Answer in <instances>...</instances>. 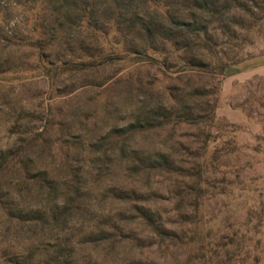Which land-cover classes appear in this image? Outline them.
<instances>
[{"label": "rangeland", "instance_id": "374dc122", "mask_svg": "<svg viewBox=\"0 0 264 264\" xmlns=\"http://www.w3.org/2000/svg\"><path fill=\"white\" fill-rule=\"evenodd\" d=\"M39 2L0 0V156L15 159L3 172L0 196L27 211L65 204L72 210L54 230L18 229L0 210V264H48L57 245L73 247L70 264H264V76L247 74L264 67V0L230 2L204 47L188 56L170 46L147 49L137 30L172 15L199 17L191 0H131L135 33L124 37L110 25L96 38L75 33L67 45L34 28L37 12L29 9ZM88 57L91 68L74 69ZM187 57L209 67H188ZM195 89L206 96L189 103L206 115L205 103L213 105L214 119L172 123L127 143L128 153H162L187 175L140 172L125 155L97 147L139 108L174 106ZM25 166L61 186L78 174L82 193L77 200L62 189L41 197L20 177ZM122 192L141 199L124 200ZM141 209L164 232L194 243L162 241ZM102 230L110 243H85Z\"/></svg>", "mask_w": 264, "mask_h": 264}, {"label": "trees", "instance_id": "16d2710c", "mask_svg": "<svg viewBox=\"0 0 264 264\" xmlns=\"http://www.w3.org/2000/svg\"><path fill=\"white\" fill-rule=\"evenodd\" d=\"M39 5L35 8H30L29 11L36 10L37 16L35 19L34 28L42 35H52L56 33L59 39L64 41V45L69 44L71 35L75 33L85 32L97 37V34H102L103 31L110 25L116 27L117 31L127 37L128 33L132 35L137 26V15L131 12V0H39ZM191 0L192 9L198 13L199 17L191 20H184L174 15L166 19V23L148 22L141 23V29L137 30L141 33L142 44L147 49L154 50L160 46H170L176 53L187 54V56L194 49H201L204 47L205 37L208 35L209 27L212 24L220 25L222 18L229 10L230 2L235 0ZM167 7V5H165ZM172 6V3L169 4ZM129 17H128V16ZM209 18V22L199 20L202 17ZM106 17V20L104 18ZM128 17V18H127ZM48 20V31H45L43 22ZM199 20V21H198ZM41 50V49H40ZM39 50V51H40ZM88 50V48H87ZM42 51H44L42 49ZM157 51V50H155ZM88 57L87 62H77L73 64L75 70H85L83 67L91 68L94 62H90ZM112 59L104 58L102 63H111ZM186 66L191 68L209 67L208 64L197 61L193 57L185 58L183 62ZM227 66H221L220 73H224ZM44 71H47L44 69ZM188 98L177 101L174 106H167L165 104H158L150 109L141 107L139 111L134 114L131 121L126 125L114 128L111 134V141L107 144L97 146L99 149L106 146L107 151H118L125 155L126 159L133 162L134 167L140 172L152 173L154 171L168 174L176 173L177 175H187L184 168H177L173 161L166 155L158 153L155 157L144 158L137 156L135 152H127V143L136 134L152 129H159L164 126L174 124H188L197 125L207 118L214 119L213 105L205 103L208 109V115L203 110L199 112L196 106H192L188 99L203 98L206 92L203 89H195L189 94ZM186 96V97H187ZM204 109V108H203ZM106 152V151H105ZM5 153L0 156V192L5 189V182L3 181L6 169L15 162L14 157L8 156ZM17 164V163H16ZM3 168V169H2ZM182 173V174H181ZM19 175L24 182L30 184L35 188L38 195L46 199L52 198L59 189H62L67 196H72V199L77 200L82 193V183L78 174H73L71 180L61 186L57 181L50 177L44 170L29 171L27 167L19 169ZM64 187V188H63ZM122 199L139 201L141 196L135 193L122 192ZM3 199L0 196V210L7 216V222L14 225L18 229L27 227L29 230L40 228L41 230H54L61 225L66 224V217L71 214V206L65 204L59 211L51 208L42 207L35 210H24L23 208L14 207L8 203H2ZM139 215L142 220L146 221L155 232L161 235L162 241H167L172 247L189 246L194 243V240L185 241L177 236L164 232L154 222L153 216L149 210L141 209ZM87 238V236H86ZM112 240L111 234L108 231L102 230L97 236H88L85 243H110ZM54 256L50 258L48 264H70L73 256V247L63 248L60 245L55 246ZM68 249V250H67ZM27 264L26 262H23ZM15 264H21L16 262ZM135 264H151L146 262H136ZM207 264V262L203 263Z\"/></svg>", "mask_w": 264, "mask_h": 264}, {"label": "crops", "instance_id": "0c3cea01", "mask_svg": "<svg viewBox=\"0 0 264 264\" xmlns=\"http://www.w3.org/2000/svg\"><path fill=\"white\" fill-rule=\"evenodd\" d=\"M253 73H259L260 75L264 76V67L261 66L259 69L248 71L247 74H253Z\"/></svg>", "mask_w": 264, "mask_h": 264}]
</instances>
